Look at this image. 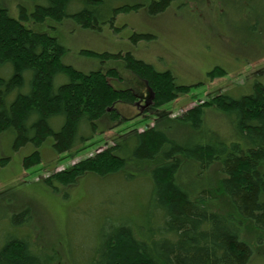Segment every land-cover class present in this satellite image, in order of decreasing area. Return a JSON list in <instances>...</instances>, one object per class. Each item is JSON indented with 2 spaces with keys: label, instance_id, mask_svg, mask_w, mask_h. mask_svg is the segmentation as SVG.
I'll return each mask as SVG.
<instances>
[{
  "label": "trees",
  "instance_id": "1",
  "mask_svg": "<svg viewBox=\"0 0 264 264\" xmlns=\"http://www.w3.org/2000/svg\"><path fill=\"white\" fill-rule=\"evenodd\" d=\"M144 1L111 2V16L106 17L104 0H33L30 15L22 7L17 19L0 2V135L13 136L14 150L34 147L23 158L24 169L42 162L39 149L49 138L55 155H81L97 145L96 136L128 125L119 107L136 105L142 96L114 86L113 80L119 79L115 69L85 72L65 64L66 49L59 39L26 25V17L31 16L38 27L45 21L61 25L71 18L86 30L118 13L145 8L154 16L186 4ZM185 1L196 7H224L221 0ZM229 2L247 15L260 4ZM252 30L248 28L249 33ZM257 45L264 49V40ZM238 52L247 60L242 64L258 56L252 49ZM107 56L112 57L103 58ZM121 56L116 59L150 93L153 108L187 93L189 86L178 84L169 71H159L131 54ZM226 74L224 68L214 66L206 77L214 80ZM249 92L235 96L225 91L174 118L161 112L152 126L140 132H115L111 146L45 179L51 189L56 188L53 183L65 186L82 177L101 182L115 177L124 188H133L127 204L126 195L119 204L107 205L111 211L100 230L86 237L89 248L74 243L67 230L57 237L65 264H250L252 250L243 233L251 229L264 236V85L255 83ZM209 108L225 117L230 138L207 127ZM28 210L0 222V264H59V254H51L40 239L24 230L30 224Z\"/></svg>",
  "mask_w": 264,
  "mask_h": 264
},
{
  "label": "rangeland",
  "instance_id": "2",
  "mask_svg": "<svg viewBox=\"0 0 264 264\" xmlns=\"http://www.w3.org/2000/svg\"><path fill=\"white\" fill-rule=\"evenodd\" d=\"M115 1L104 0L103 10L106 17L111 16L109 5ZM229 1L221 0L220 7H224L217 10L207 4L196 7L184 0L182 2H186L185 5L170 6L164 13L154 16L147 9L139 8L136 12L119 13L111 21L98 24L96 29L86 30L75 25L71 18L61 25L45 21L42 27H38L31 16L26 17V25L39 32H48L59 39L66 49L63 60L65 64L85 72L115 69L119 73V79L113 80V85L121 89L131 88L142 96L136 101L137 105L119 107L126 121H129L128 125L120 129L118 128L122 125L115 127L101 137L96 136L94 142L97 145L78 156L69 157V153L55 155L50 147L52 139L49 138L50 141L39 149L42 162L24 169L23 158L29 156L34 147L26 146L14 150L13 136L0 135V161L5 163L0 167V222H6L8 216L29 209L30 224L24 230L31 231L35 240L40 239L51 254H59V264H65L64 253L58 250L57 237L68 231L74 243H82L89 248L91 241L86 237L95 236L100 230L101 221L111 211L107 205L119 204L126 195L124 203L127 204L133 196V188H124L123 183L115 177H111L109 182L82 177L65 186L53 183L56 188L51 189L44 184L45 179L71 169L74 164L111 146L109 139L115 132L119 133L124 129L140 132L152 126L161 112L169 118L178 117L197 105L209 102L214 95L225 91L235 96L246 95L250 93L253 84L264 85V49L258 50L260 47L257 45L264 40V0L262 3L257 0L260 4L256 9L251 8L248 15L240 12ZM0 2L15 19L19 18L22 7L30 15L34 4L33 0ZM144 2L131 0L130 3ZM246 7L249 9L251 4H246ZM249 18L253 21L251 26L248 23L251 22ZM249 27L254 28V31L249 33ZM140 35L150 37L139 38ZM243 48L257 51L258 56L251 58L253 60L250 63L242 64L247 61L238 52ZM83 51L95 53L102 59L84 56L81 53ZM106 54L112 57L103 58ZM127 54L151 64L159 71H169L178 84L189 86L187 93L160 109L153 108L152 101L142 100L146 95V88L122 68L121 60L116 59L118 55L124 57ZM214 66L224 68L227 74L209 80L206 73ZM206 110V126L210 129L217 128L220 135L230 138L225 117L213 108ZM2 225L0 230L3 229ZM243 238L252 250L250 264H264V236L248 229L244 231Z\"/></svg>",
  "mask_w": 264,
  "mask_h": 264
},
{
  "label": "flooded vegetation",
  "instance_id": "3",
  "mask_svg": "<svg viewBox=\"0 0 264 264\" xmlns=\"http://www.w3.org/2000/svg\"><path fill=\"white\" fill-rule=\"evenodd\" d=\"M145 93H146V95H144L143 98H142V100H143L144 102L147 100L146 98H148V99L150 98V96H149L150 93H149L148 91H146ZM147 94H149V95H147ZM147 96H149V97H147ZM137 104H138V103H136V105H137Z\"/></svg>",
  "mask_w": 264,
  "mask_h": 264
},
{
  "label": "bare ground",
  "instance_id": "4",
  "mask_svg": "<svg viewBox=\"0 0 264 264\" xmlns=\"http://www.w3.org/2000/svg\"><path fill=\"white\" fill-rule=\"evenodd\" d=\"M119 8H120V7H119ZM118 14H119V13H118ZM116 16H117V15H115L114 18H115ZM149 99H150V100H149ZM149 99H147L146 102L151 101V97H150ZM4 165H5V163L2 162V161H0V167H3Z\"/></svg>",
  "mask_w": 264,
  "mask_h": 264
}]
</instances>
